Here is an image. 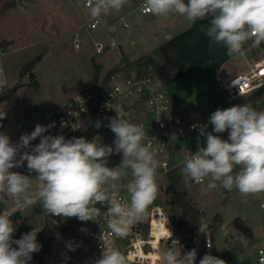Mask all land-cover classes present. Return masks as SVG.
Returning a JSON list of instances; mask_svg holds the SVG:
<instances>
[{
    "label": "clouds",
    "instance_id": "obj_1",
    "mask_svg": "<svg viewBox=\"0 0 264 264\" xmlns=\"http://www.w3.org/2000/svg\"><path fill=\"white\" fill-rule=\"evenodd\" d=\"M126 3L127 0H88L89 15L99 24L103 15L119 12ZM142 9L156 17L178 14L189 22L210 16V26L202 30L213 43L223 44L232 58L243 57L246 51L260 48L264 42V0H188L187 3L184 0H144ZM165 39H171V35L166 34ZM112 45L115 47L116 42ZM6 88L7 79L0 69V95ZM5 116L6 113L0 111V120ZM209 123L215 133L228 131V139L207 133L206 147L184 160L181 172L186 181L199 184L207 179L209 190L219 183L225 190L235 188L243 196L264 193V110L258 111L249 104L217 109ZM54 126V122L47 126L37 124L30 134L21 135L19 143H12L8 135L0 133V203H5L7 196L15 204L11 211L0 212V264H27L32 253L40 251L39 231L33 228L20 239H13L16 227L10 219L23 206H31L37 200L45 214L75 217L84 222L96 221L100 215L96 205L106 204L110 233L115 237H128L132 226L146 218L149 206L157 199L159 162L151 144L144 143L146 133L142 125L129 122L119 114L110 118L108 127L115 134V148L97 143L95 139L45 135ZM61 126H67L66 122L62 121ZM100 126L97 122L96 127ZM72 129L78 128L72 125ZM38 137L40 142L32 146L31 142ZM114 151L122 153V163L110 168L106 166L107 159ZM25 162L29 172L37 173L39 183L35 192L29 190L28 176L12 171ZM121 169L131 170L132 179L124 185L127 197L119 195L117 182L126 175ZM207 230V224L199 225V233ZM100 239L104 242L102 255L94 264H129L128 257L105 243L103 234ZM207 246L212 248L211 243ZM76 247L78 245L71 242L67 245L70 251H75ZM196 255L195 249L183 254L177 248L165 252L157 250L158 264H195ZM199 264L226 262L207 253Z\"/></svg>",
    "mask_w": 264,
    "mask_h": 264
},
{
    "label": "rangeland",
    "instance_id": "obj_2",
    "mask_svg": "<svg viewBox=\"0 0 264 264\" xmlns=\"http://www.w3.org/2000/svg\"><path fill=\"white\" fill-rule=\"evenodd\" d=\"M86 1L0 0V44H2L0 69L4 72L8 87V93L0 97V111L6 113L5 118L0 120L3 122L0 133L8 135L12 143H19L21 135L30 134L37 124L44 126L52 124L53 120L48 115L49 109L90 89L96 71H99L101 84L107 73L112 70L110 68L121 62L123 53L119 47L101 54L95 52L92 37L84 30L87 23L93 20L85 5ZM139 2L140 0H127L129 12L139 13L138 7L141 3ZM127 15L128 13L122 17L126 22H130ZM98 32L101 31H94L92 34L96 35ZM131 32L132 28L129 27V33ZM78 33L82 39L79 50L74 47V37ZM103 38L106 39V34ZM253 52L255 58L262 59L263 45ZM96 62L101 63L103 68ZM14 91V97L7 99ZM215 94L217 100L212 102L206 100L202 106L203 102L190 100L188 102L190 110L184 112L183 116L189 120L209 123V118L216 109L249 104L258 111L264 110V87L233 103L227 101L226 94L221 90H217ZM206 107L210 108V111L213 107L215 109L206 115L203 112ZM206 132L221 135L227 131L215 133L210 124ZM57 134L59 132L56 125L45 133V135ZM114 140L115 134L112 131H105L95 137L97 143L113 148H115ZM39 142L38 137L31 142V145L35 146ZM121 157H123L122 153L117 154L114 151L108 157L106 166L111 168L112 164ZM12 171L27 175L30 179L29 190L35 192L39 183L36 180L37 173L29 172L26 162L24 166L13 168ZM121 171L125 172L124 176L131 181V170L121 169ZM207 183L208 180L204 184L194 186L185 179L181 184L187 199L200 212L201 223L208 225L207 238H210L213 244L211 229L213 220L217 216L223 217L221 227L214 234V241L226 264H256L258 249H264V208L261 207L264 193L243 196L235 188L232 191L225 190L219 183L215 189L209 190ZM172 196V193H164L161 198L166 204L173 200ZM5 201L0 203L3 211L15 206L14 201L7 196ZM20 210L22 216H25L30 225L36 229L40 230L49 223L38 200L31 206H23ZM166 212L172 221L175 236L186 244L189 251V247L195 241V231L190 220L172 206L166 207ZM152 227L157 238V249L159 248L161 252H165V247L179 245L177 243L170 245L168 241L163 244L159 241L161 237L168 235L166 222L162 218L155 217ZM85 233L87 228L57 235L45 260L32 261L29 264H56L64 256L70 258V264H77L79 250L86 238ZM70 242L78 245L75 251L68 250L67 245ZM206 249L209 252L212 250L207 245ZM150 259L151 264H158L157 252L153 253Z\"/></svg>",
    "mask_w": 264,
    "mask_h": 264
},
{
    "label": "built area",
    "instance_id": "obj_3",
    "mask_svg": "<svg viewBox=\"0 0 264 264\" xmlns=\"http://www.w3.org/2000/svg\"><path fill=\"white\" fill-rule=\"evenodd\" d=\"M143 3L144 0L138 7L139 12L142 15H151L143 11ZM85 5L88 7V0ZM120 21L123 28H129V24L123 17L120 18ZM84 30L92 37L93 48L97 54L119 46L115 39L116 24L107 22L103 17L99 24L95 20L89 21ZM94 31L101 32L94 35L92 34ZM105 34L106 39L103 38ZM113 41L116 42L115 47L112 45ZM81 45L82 39L78 33L74 37V47L79 50ZM261 45L264 48V42ZM219 87L226 94L229 103L263 88L264 57L245 74L219 79ZM7 93L8 89L6 88L5 93L0 97ZM117 113L121 118L143 126L146 133L144 143L151 144L155 158L159 162L156 177L159 193L154 203L149 206L146 218L132 226L128 237H115L110 233L107 227L106 204L96 205L100 210L96 221L84 222L75 217L63 218L46 214L49 219V229H54L55 226L64 229L70 225H78L76 229L87 228L86 238L78 253L77 264H94L101 258L104 246V242L100 239L102 234L106 244L121 251L129 258V264H151L150 256L158 250L157 238L152 227L155 217L162 218L166 222V230L171 232L167 230L168 235L161 237L159 241L163 244L168 241L170 245L173 241H178L177 244L182 248V253L188 252L186 244L175 236L172 221L167 215L161 196L164 193H172L170 174L174 171H181L187 156L192 155L199 148L206 147V131L210 128V124L189 120L175 113L166 88L157 80L152 71L138 65L124 66L112 77L109 89L102 97L98 98L95 91L90 88L48 111L50 118L57 123L59 134H63L69 139L76 138L87 128L98 129L97 122L101 124L99 128L108 127L110 118L117 117ZM62 121L66 122L67 126L62 127ZM72 125L78 129L74 131ZM2 127L3 122L0 121V128ZM219 136L227 140L228 131ZM122 158L115 161L111 168L119 167ZM206 181L207 179L198 184L189 180V183L195 186L204 184ZM128 182L130 181L123 179L117 182L120 186L119 195L121 197H127L124 185ZM261 207L264 208V201H262ZM170 235V238L165 239ZM208 243H211L210 238L206 240V245ZM32 261H34L33 258L27 264ZM256 264H264L263 248H259L257 251Z\"/></svg>",
    "mask_w": 264,
    "mask_h": 264
},
{
    "label": "crops",
    "instance_id": "obj_4",
    "mask_svg": "<svg viewBox=\"0 0 264 264\" xmlns=\"http://www.w3.org/2000/svg\"><path fill=\"white\" fill-rule=\"evenodd\" d=\"M184 2L187 3V0ZM127 7L126 3L123 8ZM123 8L102 16L107 22L116 24L115 39L123 53L121 62L113 68H124L126 65L148 68L166 88L174 112L181 116L190 110L188 102L192 99L203 102L201 106L206 100H217L215 93L221 90L219 79L245 74L261 60L253 56L254 49L246 51L243 57H229L225 46L213 43L202 30L210 26V16L189 22L178 14L164 18L142 15L140 12L136 14ZM127 13L131 33L129 28H123L120 21ZM166 34H170L171 39H165ZM247 47L245 45V49ZM155 51L159 52L157 56L154 55ZM145 56L155 57L156 64L149 67L142 65L139 59ZM98 64L103 68L101 63ZM209 109L206 107L203 112L208 115L215 108ZM121 179L128 180L126 176Z\"/></svg>",
    "mask_w": 264,
    "mask_h": 264
},
{
    "label": "trees",
    "instance_id": "obj_5",
    "mask_svg": "<svg viewBox=\"0 0 264 264\" xmlns=\"http://www.w3.org/2000/svg\"><path fill=\"white\" fill-rule=\"evenodd\" d=\"M188 2V0H187ZM2 44H0V47ZM158 51L154 52V55H158ZM139 62L142 63L144 66H154L156 64V59L153 56H145L141 59H139ZM119 71H121V68H115L110 70L105 78L102 80L100 84V74L99 71H96L95 78L92 83V89L95 91L98 98L102 97L103 94L107 92L109 89V84L111 82V79L114 75H116ZM15 95V91L8 95V98H12ZM57 127V123L55 120H53ZM110 127H102V128H87L83 130L76 138H86L89 141H92L95 139L96 136L99 134L109 131ZM66 139H69L65 137ZM27 176V175H26ZM185 180V177L182 175L181 171H174L170 174V182L172 186V197L173 200L170 203L164 204L165 207L172 206L173 208L179 209L183 216L188 218L193 226V229L195 231V241L193 245L189 247V251L195 249L196 250V261L195 264H199L200 260L203 258V256L207 253H210L213 256L219 257L224 260V257L219 253L215 241H214V234L219 228L221 227L223 223V217L217 216L213 220V224L211 226V229L213 230V247L211 252L207 251L206 249V240H207V232L205 233H199V225L202 224L200 221V212L193 206L191 201L187 199L184 190L181 187L182 182ZM0 212H3L0 206ZM10 219L12 220L14 226L16 227V231L13 233V239H20L21 236L25 233H28L32 231L33 226H31L28 222V220L22 216L20 211L15 212ZM54 229H49L48 224H45V226L42 229H36L38 232L37 234V243L41 245V249L39 252L32 253V258L34 261L43 262L45 260V257L50 253L52 243L55 240L56 236L59 234H66L74 231L76 228H78V225H70L64 229H60L57 226L53 227ZM13 247H17L16 245H13ZM173 248L180 249L179 245L175 246H168L165 247V251L171 250ZM182 253V248L180 249ZM183 254V253H182ZM225 261V260H224ZM56 264H70V258L68 257L67 260H65V256L61 257Z\"/></svg>",
    "mask_w": 264,
    "mask_h": 264
},
{
    "label": "bare ground",
    "instance_id": "obj_6",
    "mask_svg": "<svg viewBox=\"0 0 264 264\" xmlns=\"http://www.w3.org/2000/svg\"><path fill=\"white\" fill-rule=\"evenodd\" d=\"M180 249H181V247H180Z\"/></svg>",
    "mask_w": 264,
    "mask_h": 264
}]
</instances>
